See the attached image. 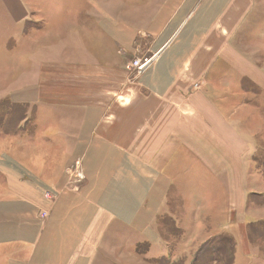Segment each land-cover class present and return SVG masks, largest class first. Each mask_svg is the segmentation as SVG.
Here are the masks:
<instances>
[{
    "label": "crops",
    "instance_id": "0c3cea01",
    "mask_svg": "<svg viewBox=\"0 0 264 264\" xmlns=\"http://www.w3.org/2000/svg\"><path fill=\"white\" fill-rule=\"evenodd\" d=\"M130 1L0 0V264L255 263L264 0Z\"/></svg>",
    "mask_w": 264,
    "mask_h": 264
},
{
    "label": "rangeland",
    "instance_id": "374dc122",
    "mask_svg": "<svg viewBox=\"0 0 264 264\" xmlns=\"http://www.w3.org/2000/svg\"><path fill=\"white\" fill-rule=\"evenodd\" d=\"M139 1L141 3L143 2V4H145V1H147V0H139ZM127 3H128V0H127ZM129 4L130 5H128V6H130V7L127 8L128 12H129V9H132L134 6V3L132 1H130ZM132 10H130V11H132ZM4 23L6 25V27H3L4 33H6V32H8V28H9V25H8L9 20L2 18L0 20V26H2ZM259 31L263 32V28L259 27ZM10 47L8 46L7 48H10ZM262 102H264V100ZM22 117H23L22 109H20V108L10 109L6 105L5 102H0V135H3V134L5 135L6 133L12 134V132H15L14 130L20 124ZM261 133L262 134L260 136H258V139H257L259 146H260V150L258 151V156L256 159L257 164L253 165L252 172L254 171V166L256 168H258V170H260L261 172H264V131L262 130ZM77 162H80V164H81L80 167L82 168V171H83V160H82V158L75 159L73 165H75L76 167H77ZM76 174L78 175L79 173L76 171ZM253 176H254V178L249 177L250 178V180H249L250 184L249 185H250V188H252L253 192L249 193V195L247 196L246 208L244 210H240L238 214L240 216V219H243L245 216H248L251 221H255V220L259 219V220H262L261 222H264V192H260L259 189H257L258 188L257 184H259L258 182H256V184H253V185L251 184L252 179L257 180L259 177V176L257 177L256 174H253ZM85 178H86V175L84 174L83 180H85ZM54 196H55L54 193H51V192L47 193V198H50L53 200L55 198ZM46 214H47V212H44L42 214L43 217H46L47 216ZM257 225L258 224H256L253 228L254 233L252 232V229L250 228V231H251V232L249 231L250 237L248 235V239L247 238L245 239V245L246 246H244V247H246V248H244V250H246V249L248 250V248L250 249V247H252L253 248L252 253H254V259H255L254 264H264V229H263L264 225H261L262 232L260 234H258L259 231L256 232V229L259 228V226H257ZM240 226H242V223ZM170 242L172 244H174L175 247L177 248L179 243L174 242L171 239H170ZM232 257L233 256L231 253V255L228 259H232ZM228 259L222 258L221 263L217 262V264H226L228 262ZM206 260H207V258H205L203 260V262ZM242 262L245 263L246 261L243 260ZM210 264H212V263H210Z\"/></svg>",
    "mask_w": 264,
    "mask_h": 264
},
{
    "label": "trees",
    "instance_id": "16d2710c",
    "mask_svg": "<svg viewBox=\"0 0 264 264\" xmlns=\"http://www.w3.org/2000/svg\"><path fill=\"white\" fill-rule=\"evenodd\" d=\"M261 225H264V224H260L259 228L256 229V232L259 231L258 234L262 232ZM234 248H235V245L232 239H230L229 237H221L215 242L207 243L203 245L201 249L198 251V253L196 254L194 264H210L214 260H220L221 258L228 259L231 253H232V256L234 255L233 254ZM205 258H207V260L203 262ZM233 260H234V257H232V259H228V262L226 264H233L234 262Z\"/></svg>",
    "mask_w": 264,
    "mask_h": 264
},
{
    "label": "built area",
    "instance_id": "2783aa9c",
    "mask_svg": "<svg viewBox=\"0 0 264 264\" xmlns=\"http://www.w3.org/2000/svg\"><path fill=\"white\" fill-rule=\"evenodd\" d=\"M153 57H144V58H138V59H134L132 62H130L128 65H127V68L129 69H137L138 71L140 72H143L147 69H149L153 63ZM81 164L80 162H77V167H78V177L80 179H83L84 177V174H83V171H82V168L80 167Z\"/></svg>",
    "mask_w": 264,
    "mask_h": 264
}]
</instances>
